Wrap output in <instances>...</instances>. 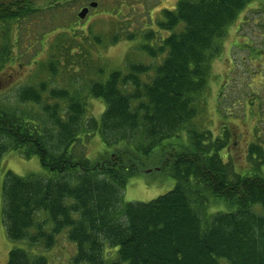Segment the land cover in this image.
Instances as JSON below:
<instances>
[{"label": "trees", "instance_id": "trees-1", "mask_svg": "<svg viewBox=\"0 0 264 264\" xmlns=\"http://www.w3.org/2000/svg\"><path fill=\"white\" fill-rule=\"evenodd\" d=\"M260 2L177 0L159 23L168 35L154 29L114 34L111 43L142 36L140 49L164 58L149 81L141 76L153 69L141 63L132 64L128 74L114 70L89 79L86 94L106 104L99 119L85 116L80 90L47 92L45 84L20 87L13 107L0 103V167L13 150L38 157L56 174L6 172L3 222L9 239L24 243L10 250L7 264H53L58 239L74 246V253L68 251L74 264H264V149L252 143L248 163L237 166L224 139L230 130L216 119L209 123L222 125L215 135L209 126L197 129L195 121L208 113L205 93L227 29ZM26 7L0 8V26H8L5 37L0 32V71L16 64V56L20 60L18 39L8 38V31L36 14ZM108 10L121 16L123 8ZM70 35L73 43L89 38ZM57 50L67 64L82 56L72 44ZM60 64L52 59L50 70L57 72ZM36 106L43 116L33 111ZM220 110L216 106L215 116ZM183 130L190 135L188 145L166 143ZM86 135L99 136L105 146L96 160L83 153ZM151 163L157 167L149 168ZM146 170L168 171L176 186L149 202H125L128 182Z\"/></svg>", "mask_w": 264, "mask_h": 264}, {"label": "rangeland", "instance_id": "rangeland-1", "mask_svg": "<svg viewBox=\"0 0 264 264\" xmlns=\"http://www.w3.org/2000/svg\"><path fill=\"white\" fill-rule=\"evenodd\" d=\"M100 3L96 14L86 25L81 23L72 27L65 23L69 16L66 6L60 9L58 18L54 21V19L44 20L36 17V14L44 16L45 12L41 8L45 4L32 3L31 6L36 14L31 18L19 20L20 27L17 26L18 22H14L10 26L11 30L8 31V38L13 41L16 36L18 39L19 48L16 53H20V60L16 56V64L0 71V103L8 102L13 107L20 87L45 84L47 92L52 89L80 90L87 103L85 116L88 119L91 117L99 119L106 104L86 94L87 88L84 87L87 86L89 79L105 78L114 70L128 74L132 64L141 63L153 69L141 76L143 81H149L155 74V67L161 63L164 56L151 58L142 51L140 49V44L144 42L142 36L135 40H128L125 35L117 43H111L112 36L128 32L140 34L149 29L168 35V32L160 31L159 23L164 20V11L173 10L177 0H101ZM121 5L123 8L121 16L115 17L117 12L105 10ZM17 8L18 5H15L13 10ZM7 27L0 26V32L4 34V37ZM55 27H58V30ZM49 30L53 32L48 34ZM86 33L89 37L87 41L82 35ZM66 34L69 36L63 43ZM70 34L76 37L82 35V37L73 43ZM96 36L101 37L100 43H97ZM62 44L66 46L72 44L75 47V54L81 51L82 56H76L79 63L74 65L65 63L60 51L57 50V46ZM82 44L87 51L78 48L84 47ZM220 48V53L212 63L211 82L205 93L210 104L207 108L208 113L202 111L203 113L195 119L196 127L199 130L208 128L209 123L218 119L227 131L230 130L229 135L224 136L228 152L237 166L245 165L249 160L248 151L252 143L264 149V0L248 8L244 18L227 29ZM57 58L60 59L61 64L57 72H52L50 61ZM47 96L48 93L43 94L44 99ZM54 103L56 101H51V104ZM216 106L221 109L219 113L217 112V116H215ZM21 108L28 109L32 113L29 106L23 105ZM33 111L40 116L44 115L39 106H36ZM221 127L209 126L215 131V135ZM181 132L167 139L166 143L174 145L175 148L188 145L189 133L186 130ZM85 137L87 140L81 143L83 153L89 159L96 160L105 146L97 135ZM153 167H157L156 163L150 164L149 168ZM7 171L20 176L37 174L44 178L56 177V174L42 166L38 157L27 159L13 150H8L4 154L0 167V264H7L9 252L14 247L24 246V243L13 242L8 238L3 222V182ZM176 183L168 171L148 173L146 170L142 175L130 179L123 190L124 201L149 202L172 190ZM63 240L58 239L61 244L51 249L52 260L50 261H53V264H74L72 256L68 257V251L74 253V246ZM110 250L111 248L107 246V251Z\"/></svg>", "mask_w": 264, "mask_h": 264}, {"label": "flooded vegetation", "instance_id": "flooded-vegetation-1", "mask_svg": "<svg viewBox=\"0 0 264 264\" xmlns=\"http://www.w3.org/2000/svg\"><path fill=\"white\" fill-rule=\"evenodd\" d=\"M100 1L99 0H0V8L8 7V9L12 10L15 5H18L19 7L23 6L24 8H27L26 6L32 5V3L42 2L43 4H45V6H43L41 9L43 12H45V14L44 16L39 15L40 16L39 19H44V20L54 19V21H56L60 9L66 6L69 16L66 18L65 23L67 26L72 27L75 26L76 24L80 25L81 23L86 25L89 22V20L96 14L95 12L101 4ZM92 3H97V6H93V5L91 6ZM84 9H87L88 12L85 15V18H80L79 14ZM238 21H240V19L237 20L236 22Z\"/></svg>", "mask_w": 264, "mask_h": 264}, {"label": "water", "instance_id": "water-1", "mask_svg": "<svg viewBox=\"0 0 264 264\" xmlns=\"http://www.w3.org/2000/svg\"><path fill=\"white\" fill-rule=\"evenodd\" d=\"M97 6V3H92L91 4V6ZM87 12H88V10L87 9H84V10H82L81 12H80V14H79V17L80 18H85V15L87 14Z\"/></svg>", "mask_w": 264, "mask_h": 264}]
</instances>
